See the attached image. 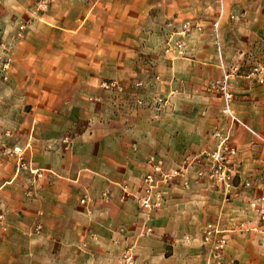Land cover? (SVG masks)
Masks as SVG:
<instances>
[{"label":"rangeland","instance_id":"374dc122","mask_svg":"<svg viewBox=\"0 0 264 264\" xmlns=\"http://www.w3.org/2000/svg\"><path fill=\"white\" fill-rule=\"evenodd\" d=\"M56 3L0 0V122H9L0 123V264H95L77 238L89 233L107 241L115 232L104 264H128V258L132 264H206L202 230L211 221L231 230L226 264H264V134L249 128L234 108L238 81L264 89V0H80V12L87 14L68 33L72 77L64 74L67 56L60 54L44 71L57 73L53 80H12L13 44ZM99 5L101 13L94 15ZM215 106L226 125L210 131ZM29 121L34 124L28 128ZM161 122L179 131L194 128L196 138L182 144L179 131L167 137L157 129ZM125 126L131 169L126 182L113 183V155L125 153L113 138L126 136ZM235 126L250 134L249 147L261 162L238 161L243 151L230 136ZM41 151L53 154L54 169H36ZM150 156L172 177L160 188V206L148 210L138 200L150 196L144 182ZM241 166L244 175L238 174ZM71 168L81 171L90 192L83 194L87 204L81 189L72 194L78 207L113 199L100 180L117 185L119 200L126 185L130 195L121 201L133 204L132 219L109 226L90 219L84 234L63 215L54 218L70 209ZM253 169L262 173L253 176ZM46 177L53 181L54 200H39ZM232 190L242 196L236 205L229 200ZM154 196L155 190L151 202ZM23 200L30 202L25 216L7 214ZM44 211L52 220L44 222ZM240 223L243 228L235 226Z\"/></svg>","mask_w":264,"mask_h":264},{"label":"crops","instance_id":"0c3cea01","mask_svg":"<svg viewBox=\"0 0 264 264\" xmlns=\"http://www.w3.org/2000/svg\"><path fill=\"white\" fill-rule=\"evenodd\" d=\"M99 2H110L113 0H98ZM80 0H57V3L52 6L50 11L44 15L42 19H39L37 21H34L33 24L30 26V28L27 30L26 35L23 40L17 41L13 44L12 49V80H16L19 78V80L23 81H42V80H53L54 76L58 75L54 72H45L49 70L48 67L49 64H53L54 57L57 55H65L67 58L64 59V62L67 63V77H72V67H73V61L70 58L71 52L68 48L73 47L74 42L69 40L68 33L70 30L74 29L75 26L79 20H81L82 16L84 17L87 13L80 12V9H82V6L80 5ZM107 4V3H106ZM111 4V3H110ZM101 6L99 5L93 10L94 15L101 13ZM110 5L109 7H111ZM107 10V11H111ZM108 12V13H109ZM110 14V13H109ZM58 40L56 43L58 47L54 46L55 41ZM68 41V42H67ZM67 42V48H65L64 43ZM73 42V43H72ZM44 48V49H42ZM67 49V50H65ZM25 66H30L31 70L33 72H30L29 74L23 73V68ZM50 71V70H49ZM213 70H211L210 73H212ZM61 79L63 77H60ZM237 84V83H236ZM41 85L39 82L38 86ZM249 84H244L243 82H239L236 85V101L234 103L235 111L237 112L238 116L246 123V125L249 128L254 129L255 131L259 133L264 134V89H256V88H249ZM40 88V87H38ZM13 109V107H12ZM39 109H43V106H40ZM35 111V110H34ZM212 113L211 116V125H210V131L212 127L214 128L218 123L220 125H226L225 123L221 122L219 111H217L216 106L212 107L210 110ZM3 124V127H6L8 123L6 122H0ZM31 123L34 124V122H27V127H31ZM51 124H55L54 121L51 122ZM9 125H13V123H10ZM228 126V125H227ZM129 128L128 126H125V130ZM225 128V127H224ZM227 128V127H226ZM159 130L164 131L167 133V137H171L172 135L176 136L177 130L176 126L173 124H170L169 122H161L158 126ZM180 136H184L185 143L182 144H189L191 141H194L196 138V131L194 128H191L190 130H182L179 131ZM128 130H126V136L123 137H115L113 138V145L117 147L119 150L124 149L125 153L123 154H116L113 155V183L114 182H126L127 178L129 177V171L131 167V161L132 158L128 154L130 149H128L131 144L130 137L128 134ZM230 136L233 140H235L236 144L238 145L239 149L243 151L239 155L238 161H245L247 157H249V160L251 161H257L261 162V159L257 155H255V152H250L251 148V136L246 132L242 127L235 126L233 130H231ZM212 139V134H211ZM25 144V143H24ZM27 144V142H26ZM123 146H125L123 148ZM23 149V148H22ZM21 149V151H22ZM246 150V151H245ZM251 150V151H252ZM41 161L43 162L41 165H39L38 168H43L42 166H46V168H52L54 169V162H53V154L46 153L43 154V151H41ZM35 160H37L39 157L35 156ZM45 163V164H44ZM44 164V165H43ZM246 172L245 168L243 166L240 167L238 170L239 175H244ZM249 173L251 175L256 176L260 175L262 173V170H249ZM70 176H72L73 179L70 180V183L68 185L69 190V202H70V209L69 211L61 212L60 216H53L54 218L61 217L63 215V219L66 221L68 220L69 226L76 227L77 231H83L85 234L86 230L90 227L91 224H88L87 226L85 221H89L90 219H93L97 222H102L101 225H103L105 222L109 223H121V221H129V218L132 219V210H133V204L126 201L125 203H122L121 200H119L120 190L116 186H111L109 182H105L100 180L101 186L104 187V190H108L112 193L113 199L109 203H103L100 200L95 201L96 203L94 205L89 204V206L83 207L79 205L77 206L76 202L73 199L74 193L77 192V190L81 189L80 193L83 194L87 193L90 194L89 190L86 188V182L87 179L85 177H80L81 171L76 169H70L69 172ZM131 174V172H130ZM99 177H104L103 175L97 174ZM43 184V192L42 196H40L39 200L42 198V200H47V198H51V200H54L56 196L54 195V188H53V181L52 179H48L46 177L45 180L42 182ZM5 186V185H4ZM3 186V187H4ZM3 187H0V202L2 201L4 194L2 193ZM237 189V187H235ZM240 189V188H239ZM231 197L230 202L232 205L238 204V202L242 201V196L240 195L239 190L231 191ZM91 196V195H89ZM61 200L66 201V198L61 196ZM92 197V196H91ZM57 199H59L57 197ZM60 200V199H59ZM30 204V202L23 200L21 202L22 207L18 210H9L7 212L10 216H25L26 213L29 211L27 208V205ZM230 204V205H231ZM199 206V204H198ZM179 210L182 209V206L180 205ZM177 210V208H175ZM178 215V214H177ZM163 215H158V221H162ZM52 215L49 212L44 211L43 219L44 222L50 221L52 219ZM179 218V217H177ZM77 219V220H76ZM160 219V220H159ZM76 220V221H75ZM64 221V222H65ZM154 221V220H153ZM214 221V220H213ZM212 222V221H211ZM154 222L149 223L152 225ZM233 226V224L229 223L228 226ZM92 230L96 231L95 226H91ZM104 228H106L104 226ZM79 231V232H80ZM110 233L113 237V230L110 229ZM228 233H231V230L228 229ZM82 233V232H81ZM116 234V232H115ZM114 234V237H115ZM87 236H81L78 239H80V243H85L87 246V253L86 255L90 256L92 260L94 259L95 264L100 263L104 264L106 262V259H110L111 255L108 251L113 250V246L111 245L110 241L111 239L110 235L107 236V241H104L105 239H101V237H98L96 239V236L91 234H86ZM92 236L94 238H92ZM111 239V240H109ZM149 240V239H147ZM96 250V251H95ZM99 250H103L102 253H99ZM204 253L203 257H206V264H208L207 261V252L203 248L202 249ZM153 255V254H152ZM179 255L176 251L172 255L173 257H177ZM181 255V254H180ZM101 259V260H100ZM104 259L105 261H102ZM182 259V256H181ZM3 260V257L0 256V261ZM159 260V258H158ZM165 260V259H164ZM148 264H151V262H147ZM165 263V262H163ZM158 264H162L160 261H158Z\"/></svg>","mask_w":264,"mask_h":264},{"label":"built area","instance_id":"2783aa9c","mask_svg":"<svg viewBox=\"0 0 264 264\" xmlns=\"http://www.w3.org/2000/svg\"><path fill=\"white\" fill-rule=\"evenodd\" d=\"M7 67L8 64H5L3 70L5 71ZM261 72L262 73L260 74L259 82L261 84H264V71ZM254 135L256 138H260L258 134ZM225 150H229V152L234 153V150L229 149L228 147H226ZM146 164L151 168V172H147L144 178V182L148 187L150 196H145L138 201L142 207L150 210L151 208H158L160 206V201L162 200V197L164 195V191L160 190V188L164 187L171 180L172 175L164 173L161 161L156 160L154 156L148 157L146 160ZM156 175L158 176V179ZM120 188L122 191L121 200H124L125 197L130 195V193L126 185L120 186ZM153 190H155V200L151 202ZM87 202L88 196H83L81 203L87 204ZM235 226L237 228H243L244 224L240 223L239 225ZM254 231H256V228L254 229ZM228 232V230H223L221 228L219 221L209 222L203 227L202 243L207 252L208 264H226L224 262V250L228 244ZM127 262L128 264H132L130 258L127 259Z\"/></svg>","mask_w":264,"mask_h":264}]
</instances>
